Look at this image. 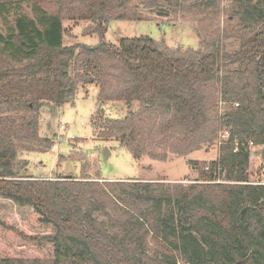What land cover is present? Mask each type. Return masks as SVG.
Listing matches in <instances>:
<instances>
[{
  "label": "trees",
  "instance_id": "trees-1",
  "mask_svg": "<svg viewBox=\"0 0 264 264\" xmlns=\"http://www.w3.org/2000/svg\"><path fill=\"white\" fill-rule=\"evenodd\" d=\"M23 1L0 0L6 29L0 33V197L31 208L30 223L48 234H28L5 221L0 228L20 246L33 244L36 252L42 246L51 256L11 257L7 234L0 238V264H264V185L249 183L248 175L250 147H264V0H229L244 30L235 52L215 43L203 51L164 50L148 36L105 41L110 21L141 19L136 2L163 12L173 0H55V12L33 1L31 16L21 11ZM63 20L97 23L99 44L64 45ZM94 83L99 103L126 106L122 119L104 120L103 136L134 159L172 142L186 156L199 148L198 138L225 129L218 159L192 163L197 182L121 183L117 198L100 182L15 180L16 133L37 140V118L20 127L4 112L61 106L75 98L79 84ZM209 83L221 85L229 105L216 119ZM148 237L157 249L152 256Z\"/></svg>",
  "mask_w": 264,
  "mask_h": 264
},
{
  "label": "rangeland",
  "instance_id": "rangeland-1",
  "mask_svg": "<svg viewBox=\"0 0 264 264\" xmlns=\"http://www.w3.org/2000/svg\"><path fill=\"white\" fill-rule=\"evenodd\" d=\"M38 1L48 12H55L58 6L55 0H24L21 11L31 16V3ZM174 6L163 9L167 15H157L154 10L144 8L136 2L134 9L141 15L138 21H110L103 26L106 30L105 41L118 45L122 38L148 36L159 48L166 50L203 51L211 43L221 44L228 52L237 50L238 39L244 33L242 22L234 15L237 6L229 0H173ZM177 3V6L175 4ZM66 46H96L100 42L97 35L98 24L87 21L73 22L63 20ZM5 26L0 19V33H5ZM246 32V31H245ZM235 65L221 69L220 75L233 70ZM220 86V87H219ZM221 85L209 83L211 118L216 119L228 109V103L220 93ZM100 89L97 84H79L76 96L67 104L55 106L45 103L38 111H6L3 117L10 116L18 126L37 118L34 126L37 140L27 141L16 133L15 148L17 155L12 162L15 180H57L72 179L83 182H100L107 185L109 193L117 198L121 183L154 182L189 185L197 182L199 173L192 163L207 164L216 161L223 143L228 139V130L219 129L211 139L198 138L199 148L186 156L176 154L172 142L167 147L154 145L139 159L114 139H104L105 119H122L126 115V106L122 103H99ZM233 107L238 104L233 103ZM135 106L133 109H136ZM152 115V114H149ZM103 119V120H102ZM212 119V120H213ZM217 122V121H216ZM108 154L105 155V152ZM161 156L162 158H158ZM164 156V157H163ZM196 165V166H197ZM249 183L264 185V147H250L248 167ZM221 181V180H220ZM219 180L216 183L220 182ZM224 182V181H221ZM33 210L18 207L10 200L0 197V221L8 227L22 230L33 235L48 234V230L30 223ZM95 217L102 222L108 218L101 212ZM12 249L8 255L19 259L46 258L51 256L45 247L38 252L33 244L21 241L5 229L0 228V238L6 239ZM8 241V240H7ZM147 254L154 255L157 249L147 238ZM22 247V248H20ZM47 259H50L47 258ZM182 264V263H181Z\"/></svg>",
  "mask_w": 264,
  "mask_h": 264
},
{
  "label": "water",
  "instance_id": "water-1",
  "mask_svg": "<svg viewBox=\"0 0 264 264\" xmlns=\"http://www.w3.org/2000/svg\"><path fill=\"white\" fill-rule=\"evenodd\" d=\"M156 14L160 15V16L167 15V13H165V12H156ZM107 154H108V151L105 152V155H107Z\"/></svg>",
  "mask_w": 264,
  "mask_h": 264
}]
</instances>
